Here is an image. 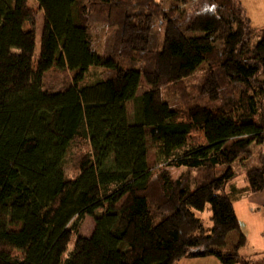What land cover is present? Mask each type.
<instances>
[{"label":"trees","instance_id":"obj_1","mask_svg":"<svg viewBox=\"0 0 264 264\" xmlns=\"http://www.w3.org/2000/svg\"><path fill=\"white\" fill-rule=\"evenodd\" d=\"M187 3L0 0V264H264L232 202L263 192L264 155L243 190L229 167L264 147V28L240 0ZM186 79L174 108L161 89Z\"/></svg>","mask_w":264,"mask_h":264},{"label":"rangeland","instance_id":"obj_2","mask_svg":"<svg viewBox=\"0 0 264 264\" xmlns=\"http://www.w3.org/2000/svg\"><path fill=\"white\" fill-rule=\"evenodd\" d=\"M156 1H160V0H156ZM189 3H187L183 9L185 11H189L191 10V8H193L192 6L197 3L199 0H188ZM250 2H254L257 3L259 1H255V0H248ZM245 3L247 5V12H248V16L249 18L252 19L251 16L254 15V13H259V19L261 21V14L263 13L262 10H260V6L258 5H254L253 3H248L247 0H245ZM253 24H255L253 22ZM42 26H43V14L41 12L37 13V22H36V50L37 52L39 51V43H40V35H41V31H42ZM253 26V25H252ZM264 27L261 28H256V29H262ZM98 31H100L99 27L97 26H93L92 27V32L94 33V37L98 38L99 34ZM260 39V35L259 37H257L254 40V43H256L258 40ZM93 47L94 48H98L97 44L93 43ZM98 73H102V71H98ZM201 73H197V76H200ZM195 77V76H194ZM48 81H52L54 79V77H51L50 75H48ZM189 83H191V79L187 81L184 80L181 83H177L174 85H170L168 87H164L163 89H161V96L163 97V99L167 102H169V104L172 107H177L178 109H183L182 107V101H179V97L177 96V90L179 88H181V86L184 84V86H187ZM148 89V87L145 85L144 80H141L140 83V87L139 90L137 91V95H142L144 91H146ZM133 110V105L129 104L128 105V114L130 116L133 115L132 113ZM250 151H251V156L247 159V160H242V158L236 159L234 162H232L229 167L236 172V174H238L237 179L234 181L235 187L237 188H242L244 186H247V182H246V177L245 174L248 170L250 169H255V168H259L261 166V161L260 158L263 157L264 155V147H258L256 145H253L250 147ZM148 164L149 167L153 168L155 166V155H154V151L152 149V145L151 142L148 141ZM170 173L172 174V177H178L180 171H170ZM194 174L191 173V177ZM264 191V190H263ZM236 207V208H235ZM258 207V206H257ZM235 209H237V215H238V221H240V234H243L245 236V243L243 246H241L240 248H238L237 252L239 255L241 256H249L251 255L252 258H254L255 254L252 255L253 250L255 249H264V224L263 223H259L254 220V217L252 215V211L249 210L247 212L246 208L244 207L243 203H239V205L235 204L234 206ZM199 217H201L202 219H205V225L208 227L210 225V221L207 219L208 214L203 213L202 215L199 214ZM246 222L243 225V223L241 222ZM81 233L83 235H90V233L92 232L93 228H94V222L92 218H86L82 227H81ZM239 233L236 232H231L229 233V235L226 238V248L228 251H232L234 250L235 245L238 243L239 241ZM254 256V257H253ZM201 260V261H200ZM205 260V261H202ZM180 262V261H179ZM179 262L177 264H179ZM187 262H189V264H220L219 261L217 259H215L214 257H207V258H203V259H187ZM217 262V263H215Z\"/></svg>","mask_w":264,"mask_h":264},{"label":"crops","instance_id":"obj_3","mask_svg":"<svg viewBox=\"0 0 264 264\" xmlns=\"http://www.w3.org/2000/svg\"><path fill=\"white\" fill-rule=\"evenodd\" d=\"M243 7L245 8L246 12H247V5L245 3V0H240ZM255 1H259L257 3H254V2H250L247 0L248 3H253L254 5H258L260 6V10H262V14H261V21L259 19V13H254L250 19V23L253 25L254 28H261V27H264V0H255ZM247 15H248V12H247ZM249 17V16H248ZM253 22L255 24H253ZM246 186L242 187V188H237V189H245ZM235 188V190H237ZM235 190L233 191V193L235 192ZM239 195L241 196L239 198ZM233 194H231V198H232ZM236 197V200L235 199H232L233 201V205L235 206V204L239 205V203H243L244 207L246 208L247 212L249 210H251L252 212V215L254 217V220L253 221H256V222H259V223H263L264 224V191L261 192V193H258V194H249L248 192L245 193V192H242L241 194L240 193H236L235 192V195ZM258 206V207H257ZM236 208V207H235ZM237 209H235V213H236V216H237V219H238V215H237ZM239 220V219H238ZM243 225L245 223H247L248 221L246 222H243ZM240 223V221H239ZM257 253H264V249H255L253 250V254H257ZM251 256V255H249ZM201 261V260H200ZM202 261H205V260H202ZM217 263V262H215ZM179 264H189V262H187V260H181L179 262ZM202 264V262H201Z\"/></svg>","mask_w":264,"mask_h":264}]
</instances>
